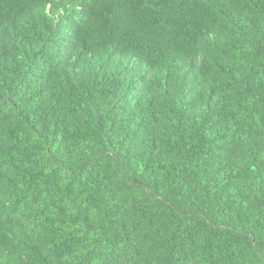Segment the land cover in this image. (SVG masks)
<instances>
[{
  "label": "trees",
  "instance_id": "16d2710c",
  "mask_svg": "<svg viewBox=\"0 0 264 264\" xmlns=\"http://www.w3.org/2000/svg\"><path fill=\"white\" fill-rule=\"evenodd\" d=\"M0 264H264V0H0Z\"/></svg>",
  "mask_w": 264,
  "mask_h": 264
}]
</instances>
